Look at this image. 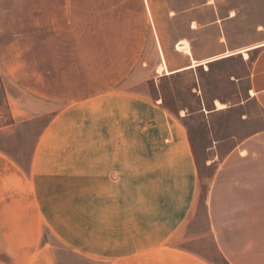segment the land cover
Instances as JSON below:
<instances>
[{"label":"crops","instance_id":"crops-1","mask_svg":"<svg viewBox=\"0 0 264 264\" xmlns=\"http://www.w3.org/2000/svg\"><path fill=\"white\" fill-rule=\"evenodd\" d=\"M0 1L31 8L17 25L33 28L19 31L91 30L93 0ZM150 1L171 0H143L150 36L129 72L66 99L29 154L0 147V264H58L47 230L87 264H264V126L215 136L212 121L236 110L246 119L251 102L264 114V26L240 39L237 7L208 0L162 12ZM176 76L194 82L195 110L160 87ZM213 79L233 89L226 96ZM86 111L87 137L77 136ZM204 113L212 138L203 148L189 121ZM201 153L215 166L207 220L196 217Z\"/></svg>","mask_w":264,"mask_h":264},{"label":"rangeland","instance_id":"rangeland-1","mask_svg":"<svg viewBox=\"0 0 264 264\" xmlns=\"http://www.w3.org/2000/svg\"><path fill=\"white\" fill-rule=\"evenodd\" d=\"M207 1L150 2L156 9L164 12L170 7L178 10ZM213 1L220 4L221 8L237 7L242 10L240 39H253L256 27L260 24L264 26V0ZM7 3L9 2L0 1V147L15 154H29L35 138L65 106L64 101L85 97L87 91H94L95 88L99 90L102 81L115 77L122 68L123 72H129L133 64L138 63L141 57L140 47L145 45L150 36L149 19L143 0L111 1L108 2L111 3L108 8L104 7L106 2L93 0L87 2V13L91 14V19L88 15L91 30L87 33L23 32L19 28H33L17 25L20 18L27 24V19L22 15L29 13L31 8H20L22 2H12L15 8L7 11ZM178 26L180 25L177 24ZM261 37H264V32ZM142 61L146 63L147 58L143 57ZM148 68L146 64L144 73L148 72ZM191 80L189 77L179 76L167 78L160 87L167 90L174 88L177 97L173 99L177 98L179 104L188 105L190 110H195V96L190 92L195 84ZM212 81L215 89L226 93V96L233 89L222 79ZM236 99L240 100L241 97ZM245 110L248 118L244 117V121L240 119L241 113H237V110L213 117L212 121L217 127L214 135L244 136L264 126V114L254 102L245 107ZM207 116V113L196 114L189 121L198 127L197 135L205 143L202 144L203 148L212 138L206 122ZM93 119H98V113ZM77 121L82 124L77 130V136L87 137V111L82 112ZM82 152H87V146H83ZM207 154L200 155L202 176L197 220H207L209 216V190L215 166L203 165V156ZM91 198L93 206L99 204L98 194H93ZM88 212L89 209L87 214ZM45 240L53 244L58 264L89 263L82 256L70 252L48 230L45 232ZM219 264L223 263L219 261Z\"/></svg>","mask_w":264,"mask_h":264},{"label":"bare ground","instance_id":"bare-ground-1","mask_svg":"<svg viewBox=\"0 0 264 264\" xmlns=\"http://www.w3.org/2000/svg\"><path fill=\"white\" fill-rule=\"evenodd\" d=\"M184 45V47H188V42H186V41H183L181 44H180V46H178V49H181L182 48V46ZM187 51H188V49H187ZM165 70V65L164 64H162V65H160L159 67H158V71L159 72H163ZM167 74H169L168 73V71H167ZM216 104L218 105V106H220V107H223V105L222 104H220L218 101H216Z\"/></svg>","mask_w":264,"mask_h":264}]
</instances>
